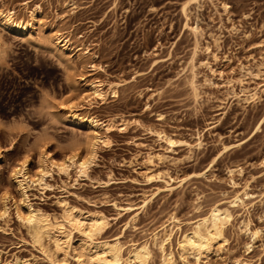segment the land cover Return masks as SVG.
<instances>
[{
	"label": "rangeland",
	"instance_id": "obj_1",
	"mask_svg": "<svg viewBox=\"0 0 264 264\" xmlns=\"http://www.w3.org/2000/svg\"><path fill=\"white\" fill-rule=\"evenodd\" d=\"M1 10L34 28L23 37L0 23V264H76L83 234L73 230L71 247L48 253L30 210L53 219L70 207L102 212L99 239L119 237L125 251L147 241L148 264H160L153 234L171 217L186 230L214 204L232 219L224 248L201 263L264 264V80L254 74L264 70V0H0ZM56 33L72 53L55 47ZM91 81L104 99H81ZM64 101L113 122L99 128L106 141L88 176L54 170L46 184L19 185L14 168L26 162L34 176L44 149L57 159L88 151L89 132L66 118ZM179 235L174 264H183Z\"/></svg>",
	"mask_w": 264,
	"mask_h": 264
},
{
	"label": "bare ground",
	"instance_id": "obj_2",
	"mask_svg": "<svg viewBox=\"0 0 264 264\" xmlns=\"http://www.w3.org/2000/svg\"><path fill=\"white\" fill-rule=\"evenodd\" d=\"M198 2L199 0H194ZM36 9L31 11V18H36ZM182 10L188 17L189 4L184 3ZM34 21V20H33ZM23 21L20 17L15 16L12 10L0 11V23L23 37L32 35L34 22ZM52 41L56 48L60 50L62 55L72 53L76 46L72 47L69 38L63 37L62 34L56 33L52 36ZM72 47V49H71ZM80 48H77L78 51ZM196 51L191 58V67H195ZM257 77H263L264 70L258 67L254 73ZM80 80L86 82L83 75L79 76ZM91 92L81 93V99L84 102L92 99H104L106 91L103 89L102 83L99 81H91L89 83ZM258 91L248 94L244 99H255ZM64 108L66 118L78 127H84L89 132L88 151L82 154L79 151L66 155L61 159L52 156L47 149L41 151L39 158V168L37 173L32 176L28 174L26 162L17 165L13 170V176L19 185L23 182H36L39 185L46 184L45 178L54 170H59L67 175H71L74 171L77 178L88 176V169L97 154V148L100 142L106 139L101 135L99 128L105 127L109 129L112 121H99L97 118H86L77 112V103L72 101L61 102ZM168 140L173 143L172 138ZM231 203L233 205H241L243 201L239 196H235ZM232 212L228 207H222L219 204L212 205L203 216L199 217L196 222L188 229L183 230L175 217H171L168 224L164 225L161 231L153 234V244L158 247L161 252L160 264H174L176 255L173 250V235L175 231H180L177 238L178 256L183 264H202V258L210 255L211 252H221L224 248L226 238L224 236L225 226L231 221ZM30 231L33 238L41 246L50 253V245L54 246V251H64L72 245L73 230L79 231L84 238L80 241V248L75 249L76 264H148L152 257L151 245L145 241L143 243H134L125 251L124 244L119 237L109 239H99V235L108 225L109 220L106 214L102 212L84 214L80 209L73 207L66 208L61 219L51 218L47 214H42L34 210H30L26 216ZM246 231L256 237L259 233L258 229L250 230L247 226ZM46 240L47 243H46ZM192 259V260H191ZM234 264H250L249 261L237 258Z\"/></svg>",
	"mask_w": 264,
	"mask_h": 264
}]
</instances>
